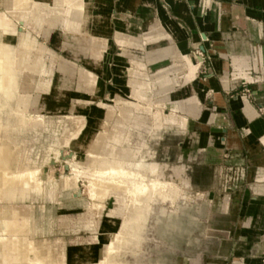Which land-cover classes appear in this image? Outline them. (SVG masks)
<instances>
[{
  "label": "rangeland",
  "instance_id": "rangeland-1",
  "mask_svg": "<svg viewBox=\"0 0 264 264\" xmlns=\"http://www.w3.org/2000/svg\"><path fill=\"white\" fill-rule=\"evenodd\" d=\"M35 1L40 2L36 10H40L38 11L39 18L44 22L35 27L26 26L25 29L30 38L35 41L30 47L31 51H35L34 53L38 55V51H41L40 55L43 56H39L40 61L43 62L39 63L41 71L38 76L36 75L38 78L35 76L30 79L21 77L20 71L16 73H18V86L24 81H31L37 84L38 88L24 93L28 97L26 99L27 109L20 119L23 122L21 124L24 125V131L13 134L12 139H7L3 130L5 128H0V146L6 151L0 154V180L3 183L7 180L8 182L13 181L20 189L25 183L31 184L27 185V189L32 187L31 190H26L32 192L24 200H0V207L10 202L16 206L25 207L28 210L27 213L30 214V220L24 221L31 226V231L26 232L20 229L0 232V239L3 242L14 237L12 248L3 249L0 245V264H3L1 262L3 254L9 253L14 256L17 240L24 244L32 240L43 248V252L38 253L41 264H67L62 247L75 245L78 241L81 243L83 239L89 237V231L84 225L87 218L92 216L96 219L98 213L97 220L88 219L86 226L92 231L98 228L100 233L103 232L102 227L106 225L105 222L109 221L108 217L119 219V224H121L120 222L127 217L130 198L134 195V187L156 179L161 180L160 188H156L154 192L157 200L151 199L144 206V211L147 212V227L145 224L138 249L131 247L127 250L129 252L124 254L123 257L127 264H174L177 254L198 257V264H248L249 262L264 264V144L259 141V136L252 132L250 125L248 134L244 131V128L248 127L240 128L235 136L239 148L235 149L227 143H220L219 133L216 136L212 134L213 139L216 137L211 142L212 145L209 146L207 144L209 142L201 141L196 146H192L191 151L197 150V152L195 157L189 159L181 157L184 145H188L184 139L183 130L177 125L169 124L175 123L187 127V119L183 117L186 114L179 112L177 114L182 116H178L176 110L187 108L192 116L198 114L200 103L193 94L184 101H175L173 105L168 104V92L176 84L179 85L180 81L187 83L196 78L197 69L194 74L190 73L188 60L195 64L197 61L186 53H179L175 47L169 46L165 50H160V55L166 52L169 57H176V61L180 63L171 62L167 67L160 66L156 72L147 74L144 71L145 63L134 59L131 55L129 73L132 78L128 81L129 95L126 97L116 95L115 97L109 93L100 94L102 82L96 71L100 70L103 74L102 57L109 49H112L107 19L100 20L94 17L95 11H98L95 7L87 14L83 7L79 14H71L70 7L50 0H29L27 5L15 7L4 5L0 0V16L5 14L9 17L8 28L15 31L21 30L22 21L15 20L10 13L17 9L31 8L30 6ZM204 3L208 9L211 7V0L204 1ZM45 4L48 5L45 6ZM44 17L51 22L48 23ZM57 28L66 34L63 40V51L80 59V62L68 59L66 57L68 55H62L61 51L57 55L46 47L44 42L39 41L38 38L43 41L50 40L51 36L58 32ZM143 37L146 42H149L160 37L167 38L169 35L159 29L143 34ZM134 40L135 38L129 35H117L116 37V42L121 46L131 44ZM204 48L205 52L197 51V53L205 59L203 64L208 67L207 57L211 54L210 50L213 51L214 48L211 44ZM122 53L125 56L129 54L126 50H122ZM87 54L91 55V59L84 58L82 61L80 56ZM54 56L56 60H53ZM146 59L150 61L149 56ZM183 69H185V74L181 79L175 73ZM202 73L204 74L200 76L204 78L206 71ZM250 75L253 77L252 85L264 80L262 73L253 72ZM21 91L20 89L18 92ZM253 91V89L245 90L243 91L245 95H243V92L238 90V93L246 96L256 108L264 126V108ZM86 92L91 94L88 95ZM40 105L43 106L44 111L34 112L33 110ZM29 106L31 110L28 109ZM74 106L82 107V109L73 110ZM206 106V110H202V113L207 111L208 115L213 110L211 105ZM94 107L101 108L99 125L95 126L90 119L92 111L96 110L93 109ZM74 118H80V125H77ZM114 126L118 129L112 134L109 150L112 153L126 150V159L123 158L121 161L124 167L131 169L134 168L133 163L138 164L139 162L136 170L140 172L135 177L127 175L122 182L118 181V184L111 182L108 176L98 177L96 170L99 167L96 166L95 170L92 165L89 166L92 159L90 152L81 153L78 150L82 149L79 147H82L81 145L86 141H76L87 130H94V134H104V137H107L108 131L114 130ZM206 126V135L210 130L214 132L211 125ZM195 127L203 128L202 126ZM195 134L198 138L202 137L200 131ZM249 136L257 143V151L249 150L250 143L247 140ZM59 147L64 150V155L70 151L76 152L68 162L70 167L68 174L60 175L65 178L75 174V178L66 187L57 185L61 178L54 179L56 172H64L61 164L48 165L46 178L40 179L38 175L39 166L44 165L52 153L57 156ZM207 150H211L212 154H207ZM97 156L98 160L103 159L101 153H97ZM115 158L117 159V155ZM238 160L241 161L238 162ZM158 162L168 164H162L164 167L183 168V176L190 182V188L183 190L185 196L181 188L171 179L162 178L163 174L167 177L171 171L167 167L166 170L159 172L162 165ZM97 177L99 179H96ZM28 180L33 182L29 183ZM37 180L41 182L37 183ZM78 181L81 183L82 191L80 190L79 198L83 195L82 201L73 200L71 197L72 190H75L74 194L78 196L76 192L79 189ZM133 181L135 185L131 183ZM47 183L49 188L45 186ZM100 183H106L102 188L110 186L108 190L106 189L108 192H105L108 194L107 197L99 196L98 193L102 190ZM92 188L97 191L94 196L90 195ZM137 193H139L138 197L144 195L142 192ZM106 200L109 207L114 206L106 211L107 218L104 219L102 213ZM86 201L89 204L84 208L82 203ZM140 203L141 200H137L132 206L137 209ZM247 221H249L248 227L246 226ZM244 235L248 236L246 240L241 238ZM93 240H97L96 235L93 236ZM100 245L99 255L96 252V244H87L78 252L71 254L75 256V258L72 257L73 260H90L83 264H105L102 253L109 246L108 238L101 240ZM33 257L34 252H28V258ZM8 264L14 263L8 262ZM177 264H197V259L180 257Z\"/></svg>",
  "mask_w": 264,
  "mask_h": 264
},
{
  "label": "crops",
  "instance_id": "crops-1",
  "mask_svg": "<svg viewBox=\"0 0 264 264\" xmlns=\"http://www.w3.org/2000/svg\"><path fill=\"white\" fill-rule=\"evenodd\" d=\"M200 1L202 0H110V4L106 6L108 16L106 19L112 49H109L102 57L103 74L100 70L96 71L102 82L100 94L109 93L115 97L116 95L126 97L130 93L128 81L132 78L129 73L130 57L133 56L134 59L145 63L144 71L152 74L158 67H167L177 60L176 57H169L166 52L165 55H160V50L171 46L175 47L179 53L189 55L192 47L200 45L205 47L211 41L215 52L213 50L209 67L202 64L194 80L187 83L180 81L179 85L176 84L168 92V104L173 105L175 101H184L192 94L200 103L198 114L195 116H192L187 108L181 110L188 114L183 116L187 119V127L168 122L183 130L184 139L188 145H184L181 157L189 159L195 157L197 152V150L191 151L192 146H196L201 141L209 142L207 144L211 146V142L216 138L213 139V135L216 136L218 133L220 143H227L230 147L238 149L239 143L235 136L244 126L250 125L252 132L258 135L259 141L264 144V126L259 113L246 96L238 93V90L243 92L253 89L255 97L264 108V80L254 85L243 83L244 78L253 79L248 67L254 64L256 69L264 70V0H211L209 9L201 7ZM159 29L165 31L169 37H160L146 42L143 34ZM57 31L50 40L38 39L57 55L59 51L62 55H67L63 51V40L66 34L60 31V28H57ZM202 33L208 36V40L203 41ZM117 35H129L135 40L131 44L121 46L116 42ZM122 50L128 51L130 55H123ZM148 56L150 61L146 59ZM80 58L82 61L84 58L89 60L91 55H82ZM71 59L76 62L81 61L76 58ZM176 62L180 63V61ZM189 62L188 60V64ZM196 64L197 69L198 61ZM88 68L91 69L89 66ZM196 69L192 72L188 71L194 74ZM203 71H206L204 78L200 76L204 74ZM184 74L185 69L175 73L181 79ZM242 94L245 95L244 92ZM206 105H211L213 110L208 115L207 111L202 113V110H206ZM197 118L199 120H196ZM206 125H211L214 132L210 130L206 135ZM195 126L203 128L198 129ZM198 131L202 133V137L198 138L195 134ZM247 140L250 143L249 150L257 151V143L252 137L249 136ZM208 152L207 154H212L211 150ZM248 224L249 221H247V227ZM241 238L246 240L248 236L244 235Z\"/></svg>",
  "mask_w": 264,
  "mask_h": 264
},
{
  "label": "bare ground",
  "instance_id": "bare-ground-1",
  "mask_svg": "<svg viewBox=\"0 0 264 264\" xmlns=\"http://www.w3.org/2000/svg\"><path fill=\"white\" fill-rule=\"evenodd\" d=\"M50 1L67 5L68 7L71 8L70 9L71 14H79V12H81L80 9L82 7L86 9L85 13L87 14V12L91 11L95 7L98 9V12L95 14V16L93 14L92 15L94 17H96L97 19H100V20L106 19V16H107L106 15V9H107L106 6L108 4H110V0H50ZM1 3H3L4 5H7V6L15 7L17 5H25V4L27 5L29 3V0H1ZM47 5L45 4V6H47ZM38 6H40V2L35 1L32 4V6H30L31 8H27L24 10H18L17 9V11L11 10L12 11L10 13L11 15L10 14L9 15L13 16L15 18V20H18V21L21 20L22 21L23 25H22V27H20L21 30H19V31L18 30L17 31L11 30L10 28H8L9 17L7 15L3 14L2 16H0V128L1 127L5 128L3 130H4V135L7 137V139L8 138L12 139V138H14L13 134H17V133H20L21 131H24L23 130L24 125L21 124L23 122L20 121L22 115L25 114V111L27 109L26 106L28 103V101L26 100L28 97H26V95L24 93H25V91H28L30 89H37L38 88L37 84H33L31 81H29V82L24 81L20 86H18L17 85L18 73H16V71H20L21 77L30 79V78H34L36 75L38 76L40 74V71H41V69H40L41 67L39 66L41 63H43L40 61L41 57L39 58V56H42V54L40 55L41 51L40 52L38 51L39 55L34 53L35 51L34 52L31 51L30 47L34 44L35 41L33 40V38H30V36L28 35V33L26 32V29H25L26 26L32 25V27H35L37 24L44 22L43 19L39 18L40 13L38 11H40V10H38V11L36 10V8ZM156 7L159 8L158 6H156ZM53 8H54V6H53ZM57 8H59V7H57ZM20 9H22V8H20ZM52 16H54V15H52ZM54 18H56V17L54 16ZM56 19H55V22L57 21ZM58 19H60V18H58ZM46 20L48 21V19H46ZM49 22H51V21H48V23ZM55 22H53V23H55ZM53 23H52V25H53ZM169 25H171V24H169ZM178 28H180V27H178ZM178 28H176V29H178ZM179 30L181 31V28ZM44 31H46V29ZM178 34H179V32H178ZM182 36H184V35H182ZM94 45H95V43H94ZM37 46H39V44ZM53 58H52L53 60H56L55 56ZM52 59H51V62H52ZM42 60H43V58H42ZM65 66H66V64H65ZM195 69H196V64L194 62L190 61L188 64V70L192 72ZM37 76H36V78H38ZM211 80L212 79H210V81ZM20 89L22 91L18 92ZM16 92H18L17 95H16ZM15 95H16V97H15ZM35 105H36V103L33 105V107ZM30 106L28 109L31 110ZM42 107L43 106L40 105L37 108H35L33 111L36 113L42 112V111H44L43 110L44 108H42ZM81 109H82V107H79V106L78 107L74 106V108H73V110H76V111H79ZM93 109H96V110L92 111V117H90V119L92 121L91 120L90 121L95 126V125H99L98 120H99L101 108L94 107ZM74 120L77 122V125H80V123H79L80 118H74ZM81 124H82V122H81ZM256 124H258V123H256ZM113 129L114 130L108 131L109 135L107 137H104V134H102V135L94 134V130L93 131L87 130V131H84L83 136L79 137L76 141H78V142H79V140H81L82 142L86 141L85 144L81 145L82 147H79L82 149L81 150L78 149V150L81 153L88 152V151L90 152L89 154L91 155L92 159L89 162V166L92 165L94 167L93 169H95L96 166L99 167L98 170L95 169L99 175L98 177L108 176L110 178L111 182L118 184V181L122 182L123 178H126L127 175H132L135 177L140 172L138 170H136V167L138 168L137 165L139 164V162H138V164H137V162L133 163L134 168L128 169V168L124 167V164L121 161L126 156V150L116 151L113 153L109 150L111 148L110 139L112 137V134L116 131V129H118V127L114 126ZM90 132H91V135H90ZM89 135H90V137L87 138ZM113 139H114V137H113ZM108 147H110V148H108ZM2 152H6V151H5L4 147L0 146V154ZM97 153H101L103 155V159L98 160L97 159V157H98ZM115 155H117V159L115 158ZM126 161L128 163V159ZM150 163H152V162H150ZM141 165H139L140 168H143V167H141ZM109 167H111V168L109 169ZM162 167H164V166H162ZM150 168H152V167H150ZM92 173L94 174V172H92ZM95 175H96V173H95ZM98 177L96 179H99ZM60 178H61V180L58 182L57 185L58 186L60 185L62 187H64V186L66 187L75 178V174H73V176H71V177H65L64 178L63 176H61ZM162 178H165V177H162ZM27 182H29V180ZM31 182H33V181H31ZM31 182H29V183H31ZM39 182H41V181L37 180V183H39ZM131 183L134 184V181ZM160 183H161V180L156 179V180H150L147 183H140L139 185L135 186L133 189L134 195H133V197L130 198L131 202H129L130 205H128L127 217L122 222H120L121 223V224H119L120 226H118L114 231H111L109 229L110 228L109 225H103L102 229L104 231L109 230L111 232L108 235L109 246L106 247V250H104L102 253V257L105 258V264H127L124 260V257H123L124 254L126 252H129L127 250L131 249V247L138 249V246H139V243H140L141 237H142V232H143L144 226H145L146 221H147V212L144 211V206L146 205V202L151 200V199L157 200L155 198L154 192H155L156 188H160ZM100 184H102V183H100ZM104 184H106V183H104ZM104 184L100 185L102 190H101V193H98V194H100L99 196H101V198L108 196V194H105V192H108L107 190H108V188H110V186H109L108 188L103 187V188H105V189H103L102 186ZM27 185L29 186L31 184L25 183L24 186H22V189H20L17 187V184L13 181L9 180V182H8V180H7V181H4V183H3L0 180V200H2V201L3 200H10V201L12 200L13 201V200H21V199L24 200L27 196L31 195V192H32V191H26L29 189L31 190V188H32V187H30L27 189L26 188ZM91 186H93V185H91ZM93 188H94V186H93ZM93 188L91 189V192H90L91 196H94L95 193L97 192L96 191L97 188L95 187L96 190ZM16 189H19L20 191L19 190L17 191ZM137 192H142V193H144V195L142 197H138L139 193H137ZM137 200H141V203H140V207L135 209L132 205L136 204ZM27 211L28 210L25 207L13 205V204H11V202L9 204H3L2 207H0V232L7 231V230L18 231L20 229L26 230V232H30L31 226L29 224L25 223L26 220H30L29 219L30 214L27 213ZM127 236H129L128 237L129 239L127 238ZM13 239H14V237H11L10 239L7 240V242H3L0 239L1 247L3 249L12 248L14 245ZM125 239H126V241H125ZM114 240H116V242H113ZM8 241H10V242H8ZM120 242H121V244H119ZM24 246H26V248H24ZM14 250H15L13 252V253H15L14 256L12 254H9V253L3 254V260H1V262L3 264H8V262H12L14 264H41L38 253L43 252V248L38 246L32 240H29L27 242V244L26 243L24 244L22 241L17 240L16 245L14 247ZM30 251L34 252V257L32 259L28 258V252H30ZM133 255H134V253H133Z\"/></svg>",
  "mask_w": 264,
  "mask_h": 264
},
{
  "label": "water",
  "instance_id": "water-1",
  "mask_svg": "<svg viewBox=\"0 0 264 264\" xmlns=\"http://www.w3.org/2000/svg\"><path fill=\"white\" fill-rule=\"evenodd\" d=\"M204 1H207V0H202V1H200V6L202 7H204V8H206V9H208V6L204 3ZM211 3H212V1H211ZM202 39H203V41H205V40H208V36L205 34V33H202ZM207 42H209V41H207ZM209 44H211V46L214 48V46H213V43L210 41V43ZM197 51L198 52H205V48H204V46L203 45H200V46H195V47H192V49H191V51H190V53H189V57L190 58H193V56L195 57V59L194 60H196V61H198V68H197V71H196V73H198L199 72V70L201 69V67H202V64L205 62V59L200 55V54H198L197 53ZM207 51L209 52V50L207 49ZM210 56H208L207 58H208V60H209V62L207 63V65H209V63L211 62V56L213 55V51L212 50H210ZM68 56H66L68 59H71V58H74L73 56H70L69 54H67ZM232 60L231 61H233V58H231ZM74 61V60H73ZM76 62V61H75ZM233 63V62H232ZM247 66H249L248 64H247ZM209 67V66H208ZM250 72H251V74L254 72V73H257V72H259V73H262L263 74V76H264V70H261V69H256L255 67H254V64H253V66H250V67H248L247 68ZM246 75H248V74H246ZM244 82L243 83H251L252 82V80H248V79H246V78H244V80H243ZM51 84V83H50ZM52 88V87H51ZM48 92H50V91H48ZM129 95V94H128ZM124 97V96H123ZM179 112H181L182 113V111L181 110H176V114L177 113H179ZM169 114V113H168ZM186 114V113H185ZM178 116H179V114H177ZM188 114H186V116H187ZM245 132H246V134H248V133H250V129H249V127L248 128H245V130H244ZM58 153H57V156L55 155V153H52L51 155H49V158L44 162L45 164L44 165H42V166H39V168H40V171H39V177L40 178H46V176L48 175V165H58V164H61L63 167H64V172H56L55 173V175H54V179L55 180H58L59 178H60V175H62V174H68V169H69V171H70V167H69V164H68V162H69V160H71L72 159V157H73V154H76V152H74V151H70L69 153H67L66 155H64L63 154V149H62V147H59V149H58ZM166 157V156H165ZM76 158H78V156H76ZM157 162V161H156ZM158 163H160V162H158ZM161 165L163 164H167V163H160ZM162 165V166H163ZM168 165V164H167ZM160 167L159 168V172H161V171H164V170H166L165 168H167L168 166H166V167ZM169 168V167H168ZM164 169V170H163ZM169 171H171L170 172V174L167 176V177H165V175L163 174V177H165L166 179H171L175 184H177L180 188H181V190H182V192H183V190L184 189H187V188H190V182H188L187 180H186V178L183 176V173H184V171H183V168L181 169L180 167H174V168H169L168 169ZM164 173V172H163ZM179 178H181V179H179ZM78 186H79V189H77V195L78 196H76L75 194H74V192H75V190H72V192H71V197H72V199L73 200H76V201H82L83 200V195H82V197H80L79 198V195H81V191H82V189H81V183H79V181H78ZM48 185V186H47ZM45 186L46 187H48L49 188V184L47 183V184H45ZM81 190V191H80ZM183 194H184V196H185V193L183 192ZM82 198V199H81ZM112 198V197H111ZM184 199H185V197H184ZM107 200H109V198L107 199ZM107 200L105 201V203H104V210H103V213H102V216H103V218L105 219V213H106V211L107 210H109V208H111V207H113V206H111V207H109L108 206V202H107ZM169 202V201H168ZM114 203H115V201H114ZM174 203V202H173ZM173 203H171V204H173ZM83 204V206H84V208H85V206L87 205V204H89V202L88 201H86V202H84V203H82ZM32 205H33V203H32ZM88 211V210H87ZM89 212V211H88ZM97 215H98V213H97ZM96 215V219L95 218H92V216L91 217H89V218H87V220L88 219H95V221L97 220V216ZM107 218V217H106ZM87 220L85 221V227L88 229V231H89V237L88 238H85V239H83V241L81 242V243H76L75 245H72V246H69V247H67V246H63L62 248H63V250H64V252H65V255H66V259H65V262L67 263V264H83V263H87V262H89L90 260H85V261H81L80 259L79 260H73V258H75V256H73V255H71V254H73L74 252H78V250H81L82 248H84V246L85 245H90V244H96V252H98V255H99V251H100V249H101V245H100V242H101V240H107V238H108V235L107 234H109L108 232V230L107 231H104L103 230V232H99V229L97 228L95 231H92L89 227H87L86 226V222H87ZM107 220H109V221H107V222H105V224L107 225L108 223V225H109V227H110V230L111 231H114L116 228H117V226H118V224H119V219H117V218H107ZM146 227H147V223H146ZM107 233V234H106ZM101 234H102V236L104 237H102L101 236ZM94 235H96V241L95 240H93V236ZM146 236V235H145ZM71 255V256H70ZM72 259H71V258ZM76 257H78L79 258V256H77L76 255ZM180 257H187V258H190V259H197V264H198V257H190V256H185V255H183V254H177L176 255V258H175V262H174V264H177V262H178V259L180 258ZM77 258V259H78ZM93 262V261H92Z\"/></svg>",
  "mask_w": 264,
  "mask_h": 264
}]
</instances>
